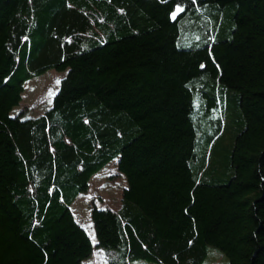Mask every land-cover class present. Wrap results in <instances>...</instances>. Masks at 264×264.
<instances>
[{"label":"trees","instance_id":"16d2710c","mask_svg":"<svg viewBox=\"0 0 264 264\" xmlns=\"http://www.w3.org/2000/svg\"><path fill=\"white\" fill-rule=\"evenodd\" d=\"M50 69L52 106L12 115ZM113 161L91 216L120 263L264 264V0H0V264L91 258L71 205Z\"/></svg>","mask_w":264,"mask_h":264},{"label":"rangeland","instance_id":"374dc122","mask_svg":"<svg viewBox=\"0 0 264 264\" xmlns=\"http://www.w3.org/2000/svg\"><path fill=\"white\" fill-rule=\"evenodd\" d=\"M67 71L50 69L44 74L34 77L25 83V91L21 103L13 109L12 115L24 111L25 118L39 116L52 106L54 95L59 89L62 78ZM128 182L125 175L120 174L116 162L108 164L90 181L87 192L81 193L72 203L71 209L80 224L87 230L94 242L91 258L83 264H122L117 260L115 252H107L96 246L95 231L91 216L93 206L110 208L118 211L121 207L122 195ZM116 261V262H114ZM125 264V263H124ZM126 264H157L144 259L130 261ZM203 264H229L220 250L210 248L207 259Z\"/></svg>","mask_w":264,"mask_h":264},{"label":"snow or ice","instance_id":"6c2138e0","mask_svg":"<svg viewBox=\"0 0 264 264\" xmlns=\"http://www.w3.org/2000/svg\"><path fill=\"white\" fill-rule=\"evenodd\" d=\"M182 11H183L182 8L177 7L176 11L172 14V18L175 19L176 16H177L180 12H182Z\"/></svg>","mask_w":264,"mask_h":264}]
</instances>
